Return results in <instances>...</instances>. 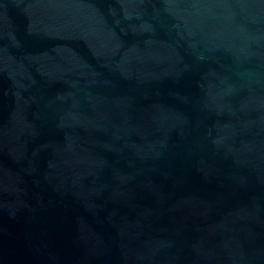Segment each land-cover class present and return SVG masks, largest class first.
Returning <instances> with one entry per match:
<instances>
[{
    "label": "water",
    "instance_id": "95a60500",
    "mask_svg": "<svg viewBox=\"0 0 264 264\" xmlns=\"http://www.w3.org/2000/svg\"><path fill=\"white\" fill-rule=\"evenodd\" d=\"M0 264H264V0H0Z\"/></svg>",
    "mask_w": 264,
    "mask_h": 264
}]
</instances>
